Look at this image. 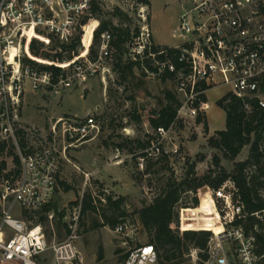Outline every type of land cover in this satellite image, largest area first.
Wrapping results in <instances>:
<instances>
[{"label":"built area","instance_id":"1","mask_svg":"<svg viewBox=\"0 0 264 264\" xmlns=\"http://www.w3.org/2000/svg\"><path fill=\"white\" fill-rule=\"evenodd\" d=\"M179 3L182 12L173 32L179 45H157L142 10L138 32L131 33L127 46L131 62L139 63L149 79L171 81L180 99L173 124L154 130L149 146L137 155L141 168L145 163L173 164L181 150L176 126L196 123L205 115L202 97L213 89L229 88L228 94L241 99L247 113L251 101L264 109V0ZM90 11L91 0H0V264H86L77 245L80 210L63 224V241L50 242L40 218L51 204L63 162L71 164L68 150L94 140L99 123L93 115L60 117L51 120L46 132L24 124L23 115L30 93L61 98L106 70L104 63L114 52L111 34L101 35L97 56L89 54L97 26L89 46L84 37L81 53L58 64L59 74L24 64L31 58L39 66H54L53 61L32 57L30 43L37 39L47 46L52 38L69 45L80 30L90 27L82 24ZM85 177L87 183L89 175ZM210 195L223 230L212 235L207 251L191 250L186 264H264V255L257 253V237L264 241V209L249 213L231 179ZM260 195L264 200V190ZM44 215L51 225L60 222L54 211ZM127 230L121 223L114 233ZM119 264H159V253L151 243L140 244Z\"/></svg>","mask_w":264,"mask_h":264},{"label":"rangeland","instance_id":"2","mask_svg":"<svg viewBox=\"0 0 264 264\" xmlns=\"http://www.w3.org/2000/svg\"><path fill=\"white\" fill-rule=\"evenodd\" d=\"M95 1L100 12L85 23L92 30L98 27V24L107 23L115 28L128 27L133 33L139 27V16L144 10L157 45L172 47L181 43L173 37L182 12L179 0ZM87 17L90 18V13ZM91 38L92 36L87 37L88 46ZM38 43H41L40 40ZM56 43L57 41L50 39L49 44L44 45V50L59 51ZM39 47L43 50L40 44ZM100 47L101 41L100 44L92 41L89 47L92 58L97 56ZM82 50L83 48L78 50L79 54ZM40 58L50 60L44 53ZM118 59L119 61H116L113 55L111 60L104 63L103 69L106 70L99 71L97 76L85 85L74 86L61 98H51L44 93H30L24 105V124L45 129L46 132L51 120L60 117L84 119L93 115L99 123L100 132L92 137L94 140L80 149L68 150L67 157L71 164L63 162L51 201L63 213V217L59 218L60 222L56 221L52 225L47 222L43 225L50 242L63 241L66 239L63 224H69L73 214L80 210V239L77 245L86 264H119L122 256L135 246L149 243L151 236L144 230L137 213L151 204L169 180H184L193 164L195 177H202L215 169L214 156L221 159L220 166L226 172H232L234 167L232 162L223 158L221 151L212 149L209 145V139L216 132L225 129L226 115L217 106V102L229 93V88L213 89L206 94L205 120L209 123L208 131L203 124L198 125L191 120L176 126L175 134L181 150L173 162L174 165L162 162L145 163L143 168L139 167L137 155L149 145L154 134L149 122L152 112H158L166 105L167 92L174 93L179 101L180 99L171 81L149 79L139 67L134 68L131 75H125L124 67L131 61L127 55L121 54ZM102 77L105 79L104 83ZM262 148L264 149V142ZM248 155L249 147H246L235 162L245 161ZM201 158L205 160L201 162ZM2 159L4 158H0ZM118 161H122L123 165L118 166ZM85 175H89L87 183ZM115 178L118 181H114ZM64 185L69 186L71 190L66 192ZM200 191L204 196L211 197L209 188ZM87 195L92 197L94 205L99 208L98 212L83 213L82 201ZM109 196L113 200L120 197L127 200L124 207L128 216L124 219V223L128 225L126 234L118 235L109 227L96 229V225L103 223L101 214L105 209L106 197ZM192 198L193 194L189 192L182 194L176 207L178 218L175 220V230L179 228L178 223L184 214H197ZM210 213L211 211L207 210L200 213L199 217L203 219ZM118 249L123 253L117 255ZM188 261L189 258L186 257L184 264Z\"/></svg>","mask_w":264,"mask_h":264},{"label":"trees","instance_id":"3","mask_svg":"<svg viewBox=\"0 0 264 264\" xmlns=\"http://www.w3.org/2000/svg\"><path fill=\"white\" fill-rule=\"evenodd\" d=\"M99 12L100 8L96 1L92 0L90 18L87 17L82 24L98 15ZM92 32V29L86 27L84 30H80L78 36L69 45H60L57 42L56 46L59 47V51L55 49L50 52L45 51L44 44L38 43L37 39L33 40L29 45L31 56L40 58L44 53L47 58L54 62V66L50 68L39 66L31 58H26L24 64L31 67L38 66L43 71L52 70L57 75L61 72L58 64L65 60L72 61L77 56L84 37V44L88 46L87 37L92 36ZM137 32L138 28L134 30V33ZM104 33H109L112 36L111 46L114 49L113 55H115L116 61H119L120 54L128 56L127 46L132 33L130 28H115L107 23L98 24L93 32V41L100 44L101 35ZM39 44L43 50L40 49ZM137 67L142 69L139 63L130 62L125 65L123 73L131 75L134 68ZM165 101L166 105L158 112L153 111L150 116L149 122L154 130L161 127L169 128L176 119L180 101L171 92L165 94ZM202 101L207 103L206 96L202 97ZM250 105L251 112L247 113L245 103L233 94H226L217 102V106L226 114V125L223 131L216 132L209 139V145L212 149L221 151L223 158L233 163L232 172L228 173L221 168V159L218 156L213 157L215 169L210 170L202 177H195V164H193L189 167L184 180L181 182L169 180L154 197L151 204L137 213L144 230L151 236L149 243L153 244L159 253V264H184L192 248L193 250L207 251L212 235L223 230L218 205L212 197L204 196L200 191L201 189L207 187L210 191L215 190L228 179H231L239 189L241 199L249 213L264 209V200L260 195V191L264 190V149L262 148L264 142V109H260L256 101H251ZM196 123L198 125L203 124L205 130L208 131L205 115L199 116ZM246 147H249L248 158L243 162H235ZM2 149L0 147V150ZM204 160L205 158L200 159L201 162ZM64 190L68 192L71 188L64 185ZM188 192L193 194L192 202L197 214L192 216L184 214L178 223L179 228L175 230V220L178 218L176 207L182 194ZM126 202L125 197H120L117 200H113L111 196L106 197L105 209L101 214L103 223L96 225V229L109 227L115 230L119 224L124 223V219L128 217L124 208ZM82 204L84 214L99 211L90 195L84 197ZM207 210H210L211 213L201 219L199 214ZM50 211H54L58 218L63 217V213L51 202L40 218L42 225L47 223V217L44 213ZM109 214L110 216H108ZM249 222L253 224L252 220ZM257 238L260 243L257 253L264 255V241L259 236ZM121 253L123 252L119 249L116 251L117 255ZM126 257L127 253L122 256L121 261Z\"/></svg>","mask_w":264,"mask_h":264},{"label":"crops","instance_id":"4","mask_svg":"<svg viewBox=\"0 0 264 264\" xmlns=\"http://www.w3.org/2000/svg\"><path fill=\"white\" fill-rule=\"evenodd\" d=\"M225 115H226V114H225ZM208 125H209V123H208ZM89 143H90V142H89ZM87 144H88V143H87ZM87 144H85V145H87ZM85 145H84V146H85ZM148 146H149V145H148ZM148 146H147V147H148ZM82 147H83V146H82ZM147 147H146V148H147ZM146 148H144V149H146ZM79 149H80V148H79ZM144 149H143V150H144ZM143 150H142V151H143ZM119 155H120V154H118V156H119ZM114 181H118V179L115 178Z\"/></svg>","mask_w":264,"mask_h":264}]
</instances>
